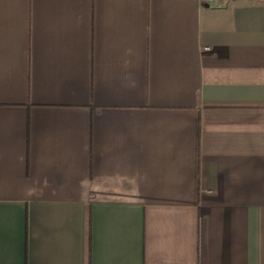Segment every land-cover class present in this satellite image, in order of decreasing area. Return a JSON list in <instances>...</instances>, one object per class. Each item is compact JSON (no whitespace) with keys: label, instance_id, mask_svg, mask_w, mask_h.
<instances>
[{"label":"crops","instance_id":"crops-1","mask_svg":"<svg viewBox=\"0 0 264 264\" xmlns=\"http://www.w3.org/2000/svg\"><path fill=\"white\" fill-rule=\"evenodd\" d=\"M0 264H264V0H0Z\"/></svg>","mask_w":264,"mask_h":264},{"label":"built area","instance_id":"built-area-1","mask_svg":"<svg viewBox=\"0 0 264 264\" xmlns=\"http://www.w3.org/2000/svg\"><path fill=\"white\" fill-rule=\"evenodd\" d=\"M202 1H207V2H211V1H216V0H202Z\"/></svg>","mask_w":264,"mask_h":264}]
</instances>
